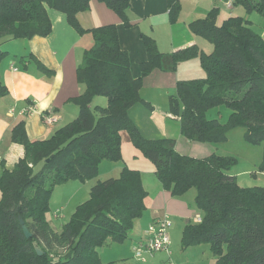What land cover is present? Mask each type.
Here are the masks:
<instances>
[{
  "label": "trees",
  "instance_id": "trees-1",
  "mask_svg": "<svg viewBox=\"0 0 264 264\" xmlns=\"http://www.w3.org/2000/svg\"><path fill=\"white\" fill-rule=\"evenodd\" d=\"M99 1L130 27L131 0ZM168 3L174 23L181 2ZM238 6L264 17V0H234V7ZM90 7L91 0H0V65L8 55L4 49L8 41L52 32L49 10L64 13L73 27L85 33L77 15ZM218 15L215 9L206 19L190 24L194 34L213 44L210 55L195 47L163 54L153 38L142 36L147 60L139 78L132 75L129 53L122 49L115 25L89 30L95 44L78 69L85 89L76 99L78 117L46 140L31 141L23 122L13 130L12 140L24 147L25 154L0 173V264H117L103 263L99 251L109 241L124 243L146 210L148 192L139 171L124 167L119 177L99 180L90 189L91 198L78 205L61 230L49 221L48 213L57 185L95 179L103 161H122L123 132L153 163L164 190L175 197L196 191L195 205L203 218L185 226L184 249L208 243L215 264H264V188H242L229 173L233 158L181 155L175 140L145 138L130 117L131 108L142 101L143 78L154 68L175 71L180 62L199 57L206 76L179 82L170 101V113L181 122L182 135L193 142L220 144L229 131L244 128L248 142H263L264 38L248 19L231 17L218 26ZM7 94L0 76V98ZM97 97H106L107 107H95ZM223 106L231 110L227 123L208 117L210 110ZM20 217L32 234L30 239Z\"/></svg>",
  "mask_w": 264,
  "mask_h": 264
},
{
  "label": "crops",
  "instance_id": "crops-1",
  "mask_svg": "<svg viewBox=\"0 0 264 264\" xmlns=\"http://www.w3.org/2000/svg\"><path fill=\"white\" fill-rule=\"evenodd\" d=\"M180 2L179 18L172 23L168 0H131L128 10L130 27H126L121 17L105 3L91 0L90 9L77 15L85 33L73 27L64 13L49 10L52 32L48 36L5 43L4 49L8 55L0 65V76L8 94L0 98V171L12 168L24 157V147L12 140L16 125L24 123L31 141L46 140L78 117L80 110L76 99L85 90L78 80V69L83 64L85 54L95 44L89 30L115 25L121 47L129 53L132 75L139 78L142 74L141 65L147 60L142 36L153 38L163 54L195 47L201 54L210 55L214 51L213 44L194 34L190 24L206 19L215 9L219 11L218 26H222L231 17L244 16L242 8L228 9L219 0ZM205 76L199 57L180 62L175 71H164L156 67L145 76L140 92L142 101L130 110V117L141 134L149 140H175L176 151L181 155L197 159L219 155L220 144L190 141L181 133V122L170 113V101L177 94L178 83ZM51 110L56 112L59 120L49 126L43 121V115ZM122 154V161L118 162L117 167L111 166V169L121 172L127 166L139 171L148 192L146 210L138 221V230L141 228L142 231L132 240L130 260L135 264H163L166 260L169 264L174 263L172 250L177 252L180 245L185 250L182 245L185 226L203 218V213L195 205L196 194L175 197L164 190L155 174L153 163L135 148L127 132L122 133ZM113 170L98 176L97 182L112 177L115 173ZM57 214L55 216L59 218ZM164 218L172 222L169 252L162 251L148 256L146 262L138 260L133 250L136 242L145 238L151 224ZM189 248L192 255L197 256L203 264H212L213 261L215 264L216 259L210 258L211 249L207 244L201 243L186 249Z\"/></svg>",
  "mask_w": 264,
  "mask_h": 264
},
{
  "label": "rangeland",
  "instance_id": "rangeland-1",
  "mask_svg": "<svg viewBox=\"0 0 264 264\" xmlns=\"http://www.w3.org/2000/svg\"><path fill=\"white\" fill-rule=\"evenodd\" d=\"M238 7L242 8L243 17H247L250 20V24L254 31L264 36V17L256 11L248 12L244 7ZM93 105L95 107L99 106L105 108L108 105V99L106 97H97L94 100ZM230 114L231 110L223 106L210 110L208 117L219 118L222 123H227ZM220 145L221 153L219 155L230 157L235 160V164L229 173H232L233 175H235V173L238 174L235 175V177L238 184L242 188H264V170H262V166L264 164V140L259 144L250 143L245 137V129L236 128L229 131L227 140L225 142H221ZM111 166L117 167L118 162L103 161V163L100 164L98 176L101 177V175L103 176V174L109 173L110 170H113L111 169ZM113 171H115V173L113 176L111 175L112 177L117 178L120 176L121 172H117V170ZM97 180V178L95 180L90 179L86 181L74 180L65 184L57 185L54 188L50 197V211L48 213V219L55 228L61 230L62 227L70 221L78 205L87 202L91 198L90 189L97 183ZM195 194L196 191L194 189L187 193L188 197L194 196ZM57 212L59 214V218L55 216ZM139 220H141V217L136 220L133 230L124 243L109 241L100 249L99 255L103 263L116 262L117 264H135L134 261L132 262L130 260V255L132 252V240L135 239V235H138L137 233L142 231L141 228L138 230ZM127 244L129 247H124ZM202 244H207L210 248L208 243ZM178 249L179 250L177 252L172 250L174 264H203L197 256L192 255L190 248L183 250L180 245ZM124 251L126 253H124ZM128 251L129 254L127 255ZM209 252L210 258L216 259L212 251L210 250ZM163 264L169 263L166 260Z\"/></svg>",
  "mask_w": 264,
  "mask_h": 264
},
{
  "label": "built area",
  "instance_id": "built-area-1",
  "mask_svg": "<svg viewBox=\"0 0 264 264\" xmlns=\"http://www.w3.org/2000/svg\"><path fill=\"white\" fill-rule=\"evenodd\" d=\"M223 2L228 9L234 7V0H219ZM59 117L55 111L51 110L43 115V121L46 125H54L58 122ZM58 215V214H57ZM202 219L198 218L196 223L201 222ZM172 222L169 218H164L157 220L149 226L146 231L145 238L136 242L133 250L135 257L146 262L148 256H153L154 254L162 251H168L171 245V237L169 234ZM170 264H174L171 262Z\"/></svg>",
  "mask_w": 264,
  "mask_h": 264
},
{
  "label": "water",
  "instance_id": "water-1",
  "mask_svg": "<svg viewBox=\"0 0 264 264\" xmlns=\"http://www.w3.org/2000/svg\"><path fill=\"white\" fill-rule=\"evenodd\" d=\"M19 222H20V225L22 226L23 228V231H24V234L26 236L27 239H30L32 237V234L31 232L29 231L28 227L26 226L25 224V221L23 220L22 217L19 218ZM36 251L39 255H42V250L40 248H36Z\"/></svg>",
  "mask_w": 264,
  "mask_h": 264
}]
</instances>
